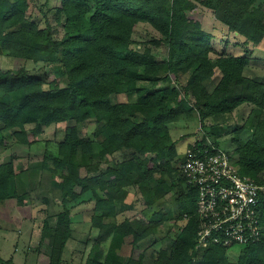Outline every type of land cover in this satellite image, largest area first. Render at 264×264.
Returning <instances> with one entry per match:
<instances>
[{"label": "trees", "instance_id": "trees-1", "mask_svg": "<svg viewBox=\"0 0 264 264\" xmlns=\"http://www.w3.org/2000/svg\"><path fill=\"white\" fill-rule=\"evenodd\" d=\"M33 3L0 0V153L12 140L27 147L28 159L41 158L26 168L15 163L14 153L0 160V202L23 204L33 189L28 175L40 173V182L47 181L60 210L52 232L44 222L51 247L46 264H65L71 205L87 194L94 200L91 228L97 236L84 264H264V235L243 247L236 262L226 247H196V194L180 172L186 152L179 156L170 128L199 120L198 133L192 130L196 148L210 139L229 152L241 175L263 180L264 82L246 76L245 69L258 62L264 70V54L254 55L264 41V0H45L39 8ZM204 9L241 42L226 39L216 49V34L202 27ZM139 23L161 35L151 44L165 46V58L148 43L136 49L132 36ZM27 62L44 69L28 71ZM244 104L258 109L251 134L244 125H230V139L217 141V119ZM50 126L61 135L56 150L46 144L41 154L30 152ZM82 127H93L91 136H83ZM22 175L29 181L26 189ZM131 189L134 202L127 201ZM137 201L141 212L126 216ZM261 203L264 224V195ZM165 224L176 226L173 236L168 230L161 236ZM159 241L164 246L150 250ZM0 264L14 262L0 257Z\"/></svg>", "mask_w": 264, "mask_h": 264}, {"label": "rangeland", "instance_id": "rangeland-1", "mask_svg": "<svg viewBox=\"0 0 264 264\" xmlns=\"http://www.w3.org/2000/svg\"><path fill=\"white\" fill-rule=\"evenodd\" d=\"M36 8H39L45 0H33ZM51 3H55V0H51ZM50 15V14H49ZM202 27L216 34L213 38V45L216 49H220L224 46V41L227 39L233 45L236 41L241 42L240 38H234L232 34L225 33L224 27L218 25L213 17L211 11L204 9L202 16ZM57 36L61 35V27L56 26ZM132 38L136 42V49L140 48L142 50V44L148 43L153 53L158 58H165L167 54V49L165 46H155L151 44L153 40L161 38V35L148 23H139L136 27ZM234 47V48H233ZM231 49L234 53L238 52V47L232 46ZM254 55L264 54V41L258 46V49L254 51ZM8 66L15 67V63H11L9 59H4ZM3 63V60H1ZM5 67V66H4ZM26 69L28 71L42 72L44 67L41 64H33L31 62L26 63ZM245 75L264 82V70L261 67V63H253L245 69ZM122 100L128 99L122 95ZM132 99H134L132 97ZM258 112V109L252 104H244L237 109H235L229 117H220L217 119L219 122L217 125H213V135L215 139L219 142L227 141L230 139L231 135H227L225 130L230 125L247 127L245 130L248 134H251V129L253 126V116ZM127 116H131L128 114ZM199 120H182L177 124L170 125L171 136L174 141H176V148L179 150V156L184 155L186 152V146L189 143H193L198 139V135H192V130L195 134L199 130ZM177 126V127H174ZM93 127H82L81 134L83 136H91L93 132ZM218 129H220V134L218 135ZM54 126L44 128L42 134L37 138L38 142L30 152L35 151L38 154L43 152L46 144L49 146V150L54 152L57 148V144L61 139V135L57 136ZM183 136V137H182ZM8 150L1 151L0 160L6 161L7 157L14 153L18 156L15 161L19 166L26 168L28 162L38 161L41 157L39 155L32 154L33 157L28 159V149L27 147L20 146L9 142ZM224 149L223 147H221ZM105 167L101 166L103 170ZM25 175V174H24ZM23 177V175H22ZM29 181L33 183L31 191L28 193V198L23 204H19L15 199L6 200L0 202V257L3 260H13L14 264H46L47 255L50 253L51 247L49 241L45 237L43 230L44 222L48 223L51 232L56 222V215L60 210L57 204V197L53 194L47 181H41L40 173L33 176V178L28 175ZM23 187L26 189L29 186L28 178L23 177ZM21 189V188H20ZM131 194L128 196V202H134L137 200L134 190L131 189ZM48 198V203L43 202V198ZM138 202V201H137ZM94 200L91 199V195L87 194L80 198L76 203L71 205L72 213V223H71V234L67 242L66 247L62 253V260L65 264H84L86 259L92 253V247L95 243V238L97 236V230L91 228V215L92 206ZM168 207V206H167ZM142 207L139 202L134 210L126 211L124 214L126 216H134L141 212ZM181 224V223H180ZM176 226L172 224H165L161 229V236L165 234L168 230L170 232L169 236H173L176 232ZM109 246V241L102 243L103 255L107 251ZM164 246V242H157L154 244L152 249H159ZM240 245H234L227 249V257L231 262H236L240 254ZM147 251L146 254H149ZM140 250L134 252V256H137Z\"/></svg>", "mask_w": 264, "mask_h": 264}, {"label": "built area", "instance_id": "built-area-1", "mask_svg": "<svg viewBox=\"0 0 264 264\" xmlns=\"http://www.w3.org/2000/svg\"><path fill=\"white\" fill-rule=\"evenodd\" d=\"M179 167L185 183L196 194V247L229 249L261 240L264 178L258 182L241 175L229 152L210 139L199 148L193 143Z\"/></svg>", "mask_w": 264, "mask_h": 264}]
</instances>
